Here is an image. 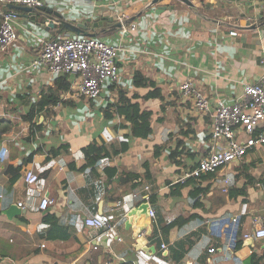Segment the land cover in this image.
<instances>
[{
	"label": "crops",
	"instance_id": "1",
	"mask_svg": "<svg viewBox=\"0 0 264 264\" xmlns=\"http://www.w3.org/2000/svg\"><path fill=\"white\" fill-rule=\"evenodd\" d=\"M69 1L45 0L43 7L32 11L5 4L15 10L18 37L0 52V264H117L120 256L135 264H264V238L254 236L264 227V144H255L239 160L198 178L196 183L207 187L199 195L200 205L190 196L196 183L173 187L184 170L195 167L214 147L210 131L215 100L231 103L244 84L257 82L262 75L264 0H190L193 6L188 8H163L169 0L148 8L144 7L149 0ZM86 3L96 10L73 16L69 8ZM40 10L70 21L113 17L96 27L97 37L120 47L119 74L112 83L126 89L128 96L138 94L134 100L152 111L148 137L130 140L121 150L122 136L129 131L116 127L123 117L107 119L100 110L117 99V88L109 81L102 84L99 97L88 98L77 91L70 74V90L59 93V102L39 104L52 93L57 75L29 63L43 42L71 36L70 31H59L60 24L54 28L38 24L43 18ZM229 13L239 17V25L226 29L206 19ZM117 14L126 16L125 23L134 21L136 28L115 30ZM246 21L256 27L246 28ZM136 70L155 81L162 97L142 96L149 87L132 85ZM187 78L209 99L208 112H200L181 95L179 84ZM32 110L40 130L27 139L30 123L25 116ZM245 136L238 134L241 141ZM92 139L103 142L109 157L93 162L86 150ZM178 143L173 161L169 152ZM157 145L163 149L154 156ZM36 148L32 161L8 185L7 165L18 166ZM149 159L150 178L145 179L143 162ZM27 170L37 174L34 183L25 181ZM230 187H244L246 200L229 195ZM151 193L154 203L147 202L155 219L138 234V247L123 216ZM42 196L54 202L46 210L38 208ZM46 211L68 228L67 238L47 233L42 219ZM88 215L112 219L122 240L98 244L100 232L84 225ZM178 216L188 220L166 236L154 234L155 226ZM244 233L250 236L245 238Z\"/></svg>",
	"mask_w": 264,
	"mask_h": 264
},
{
	"label": "built area",
	"instance_id": "2",
	"mask_svg": "<svg viewBox=\"0 0 264 264\" xmlns=\"http://www.w3.org/2000/svg\"><path fill=\"white\" fill-rule=\"evenodd\" d=\"M45 0H0V5L20 4L33 8L43 7ZM16 13L12 10L1 13L0 19V52L4 51L18 35L15 27ZM123 32L136 28V23H125L126 16L117 14ZM235 27L231 28V31ZM120 47L107 42L97 36L77 35L58 36L43 42L39 52L29 63L31 68H44L51 74L67 73L75 76L77 91L88 97L97 98L101 93V86L105 81H116L119 74L117 57ZM264 63V58H262ZM181 95L191 100L194 107L200 112L210 110L209 99L200 91L190 78L179 84ZM246 134L241 141L239 132ZM210 137L214 147L202 156L197 165L183 171L179 181L188 177H198L201 173L211 172L244 156L247 150L255 144H264V66L260 79L254 83H246L242 93L231 103L216 99L212 110V124ZM27 183H34L37 174L27 170L24 176ZM148 188V185L145 186ZM148 200V195H145ZM53 199L42 196L38 202L40 210H46L52 205ZM123 203H127L125 200ZM23 206L22 202H18ZM148 214L151 220L155 219V211L149 205ZM84 225L95 229L107 240L121 241L117 233V226L112 219L104 220L96 215L84 218ZM244 233V237H249ZM254 236L264 238V227L254 231ZM164 246V244H162ZM98 246L95 244L93 249ZM210 250H213L211 248ZM1 259V257H0ZM1 261V260H0ZM71 264H77L72 262ZM117 264H135L123 256L117 258Z\"/></svg>",
	"mask_w": 264,
	"mask_h": 264
},
{
	"label": "trees",
	"instance_id": "3",
	"mask_svg": "<svg viewBox=\"0 0 264 264\" xmlns=\"http://www.w3.org/2000/svg\"><path fill=\"white\" fill-rule=\"evenodd\" d=\"M13 5L21 6L20 4H13ZM8 10H12L15 12V10L13 8L8 7V5H3L0 7V19H1V13ZM65 31L67 32L68 30ZM56 75H57L55 80L56 83L52 93H49L48 96L40 100L39 104H44L45 102L49 105L52 103L53 104L57 103L60 101L59 93L70 90L71 87V82L69 78L70 74L59 73ZM108 83H112V81H109ZM132 85L134 87H149V89L142 95L144 98L162 97L161 91L159 87L156 85L155 81L138 70L134 71L133 73ZM110 86L112 88H117V99L101 105L100 110L102 111L103 116L107 119L112 118L114 115L123 117L124 122L123 123L121 122L116 127L128 128L129 131L123 134L121 139L122 141L121 150L127 149L129 147L128 142L130 140L136 138H146L152 133V129H153L151 123L152 111L150 109L142 108L139 102L134 100L140 97L138 94L134 93L132 94V96H128L126 89L116 86L115 83H112ZM33 118H34L33 110L28 112L27 116H25V119L28 120L30 123V133L26 137L27 139L34 138L36 135L35 134L36 131L40 130V126L36 124ZM65 146H67V144H65ZM178 146L179 143L176 144L175 150L173 151L171 150L169 152V157L173 159V161H176L175 157L177 155L176 150ZM162 149H163V145L154 146L153 155L156 156L160 154ZM86 150L89 154V157L93 160L94 163H98L106 159L110 155L109 150L106 148L103 142H98V140L95 139H92L86 145ZM37 151L38 148L31 150L26 155V157L21 161V163L16 167L12 165H7L4 172L8 176V185H11L21 175V171L24 165L32 161V156ZM150 162H151L150 159L144 160L143 162V169H144L143 177L145 179L150 178V172H149ZM209 172L201 173L198 177H188L182 182L178 181L173 185V187L178 188V187L186 186L190 181L196 183V180L198 178L201 179L206 177L204 174ZM137 184L138 183H134L133 186H136ZM193 187L194 189L190 192V196L193 197L192 202L193 204L200 205L201 201L199 200V195L205 193L207 191V187L203 188L198 183H196V185H194ZM229 195L231 196L243 195L244 196L243 200H246V191L244 190V187L241 188L230 187ZM148 199L151 203H154L155 194L154 193L149 194ZM42 219H43V224L48 225L47 233L50 236L62 237V238H67L69 236L68 228L66 226L61 225L53 213L46 211ZM187 220H188L187 217L184 216L174 217L173 219L167 221L164 225H160L159 223L158 226H155L153 232L154 234L160 232L163 236H166V234L172 227L182 226Z\"/></svg>",
	"mask_w": 264,
	"mask_h": 264
},
{
	"label": "water",
	"instance_id": "4",
	"mask_svg": "<svg viewBox=\"0 0 264 264\" xmlns=\"http://www.w3.org/2000/svg\"><path fill=\"white\" fill-rule=\"evenodd\" d=\"M161 0H149L144 8H148L149 6L158 3ZM189 6H193L190 0H169L168 5H163V8H188ZM10 7H14V5H10ZM16 7V6H15ZM23 10L32 11L36 8L29 7V6H22ZM41 11V10H40ZM40 14L42 15V20L37 21L42 27L54 28L56 24H60L61 29L59 31L68 30L78 35H90V36H97L99 32L96 30L97 26H101L105 24L107 21H113L112 16H96V17H86L84 21H75V20H66L61 18L59 15L52 14L48 11L44 12L41 11ZM212 22H219L226 26V29H229L232 25H239V17L234 16L233 14H227L218 16L217 18H206ZM48 23V25H47ZM115 30H118L121 26L119 21L113 22ZM246 28H255L256 25L250 24V22L246 21L245 23ZM58 31V29H56ZM104 31V30H103ZM149 202L144 201L137 206L129 207L128 210L124 214V225L125 228H131L132 235L135 238L136 246H141V242L138 239V234L142 230V228L151 227L152 220L149 217L148 209H149ZM14 208V207H13ZM19 208V207H17ZM17 210V209H15ZM142 217V222L139 224V219ZM97 243L100 245H106V237L101 236Z\"/></svg>",
	"mask_w": 264,
	"mask_h": 264
},
{
	"label": "rangeland",
	"instance_id": "5",
	"mask_svg": "<svg viewBox=\"0 0 264 264\" xmlns=\"http://www.w3.org/2000/svg\"><path fill=\"white\" fill-rule=\"evenodd\" d=\"M47 1V0H46ZM67 2H70L69 0H67ZM69 9H71V10H73V12H74V15L73 16H75V15H82V12L83 11H95L96 10V8L95 7H93L91 4H89V3H86L85 5H82V6H75V5H73V6H71ZM70 33V32H69ZM72 36H76V35H78V34H75V33H70Z\"/></svg>",
	"mask_w": 264,
	"mask_h": 264
}]
</instances>
